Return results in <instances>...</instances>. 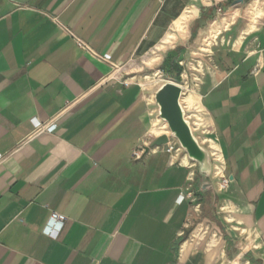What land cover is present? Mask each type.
<instances>
[{
  "label": "crops",
  "instance_id": "obj_1",
  "mask_svg": "<svg viewBox=\"0 0 264 264\" xmlns=\"http://www.w3.org/2000/svg\"><path fill=\"white\" fill-rule=\"evenodd\" d=\"M180 47L206 178L125 77ZM0 264H264V0H0Z\"/></svg>",
  "mask_w": 264,
  "mask_h": 264
},
{
  "label": "rangeland",
  "instance_id": "obj_2",
  "mask_svg": "<svg viewBox=\"0 0 264 264\" xmlns=\"http://www.w3.org/2000/svg\"><path fill=\"white\" fill-rule=\"evenodd\" d=\"M195 39L196 38L192 37L189 41V43H193L191 50H197V46L199 45L193 42ZM201 41L202 40H200V42ZM203 43L204 44L201 46L202 49H200L198 52H206L205 48H208L206 47V44L209 43V40ZM180 48H177L180 49V51L175 53L172 52L171 58L169 57L165 60L160 57V51H155L142 56H136L132 59L131 63L128 64L126 69V71L129 73L127 75L125 74V77H135V82H141L146 89L147 96L151 100L150 107L153 111L152 118L154 128H156L158 131L164 125L165 121L159 117L158 105L156 104L154 94L156 90L167 80L176 81L186 88V90H184L182 102L184 100L187 115L190 116L192 120V126L195 128L199 126L198 122H200V120L198 117H200V109L196 110L197 104L191 95V89L192 84L196 82L195 80H200V77L202 76L200 74H197L196 76L193 73L191 74L192 69H190V62L198 66L199 64L201 65V62L198 61L202 59L199 58V56H201L200 54L190 55L189 53L185 52V47ZM196 132L197 135H203L201 134L200 129H198ZM156 137L157 134L153 131L151 138L155 139ZM201 139L204 140L203 137Z\"/></svg>",
  "mask_w": 264,
  "mask_h": 264
},
{
  "label": "water",
  "instance_id": "obj_3",
  "mask_svg": "<svg viewBox=\"0 0 264 264\" xmlns=\"http://www.w3.org/2000/svg\"><path fill=\"white\" fill-rule=\"evenodd\" d=\"M184 88L173 80L164 82L155 92L154 98L158 105L159 117L167 122L170 134H160L152 142V146L167 145L176 139L189 158L197 163V173L201 177H208L211 173V158L209 151L201 144L188 119L182 98ZM146 152L150 147L145 148Z\"/></svg>",
  "mask_w": 264,
  "mask_h": 264
},
{
  "label": "built area",
  "instance_id": "obj_4",
  "mask_svg": "<svg viewBox=\"0 0 264 264\" xmlns=\"http://www.w3.org/2000/svg\"><path fill=\"white\" fill-rule=\"evenodd\" d=\"M77 43L80 47L89 49L88 44L84 42L83 40L77 39ZM33 120L35 123L34 124L35 129H36L35 133L40 132V131H50L51 132V131L56 130L58 126L55 119L47 123H42L39 120H36V118H34ZM165 146L167 147V150L169 152H178V151L183 150V148L181 147V145L176 139L170 140V142ZM135 155L140 157L141 154L139 151H136ZM214 157H217V155H214ZM228 185H229V179L223 176L222 187L227 188ZM178 199L180 202H182L185 199V196L181 194ZM66 221H67V216L65 214L57 212V211L52 212L51 217L44 228V233L52 238H58L60 233L64 229Z\"/></svg>",
  "mask_w": 264,
  "mask_h": 264
},
{
  "label": "bare ground",
  "instance_id": "obj_5",
  "mask_svg": "<svg viewBox=\"0 0 264 264\" xmlns=\"http://www.w3.org/2000/svg\"><path fill=\"white\" fill-rule=\"evenodd\" d=\"M166 124H167V122H165ZM167 127H168V124H167ZM168 130H169V127H168ZM164 134H166V133H164ZM169 134H170V130H169Z\"/></svg>",
  "mask_w": 264,
  "mask_h": 264
}]
</instances>
